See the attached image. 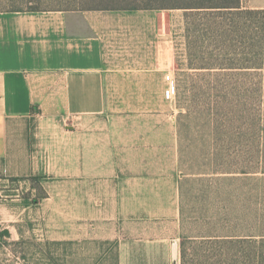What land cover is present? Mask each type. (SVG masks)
Returning <instances> with one entry per match:
<instances>
[{"label": "crops", "instance_id": "crops-1", "mask_svg": "<svg viewBox=\"0 0 264 264\" xmlns=\"http://www.w3.org/2000/svg\"><path fill=\"white\" fill-rule=\"evenodd\" d=\"M156 11H0L1 229L87 264H171L175 240L182 264L175 98L159 95L176 51Z\"/></svg>", "mask_w": 264, "mask_h": 264}, {"label": "rangeland", "instance_id": "rangeland-1", "mask_svg": "<svg viewBox=\"0 0 264 264\" xmlns=\"http://www.w3.org/2000/svg\"><path fill=\"white\" fill-rule=\"evenodd\" d=\"M249 1L242 0V3L248 6ZM144 3L143 0H0V11L140 6ZM156 13L164 23L160 24L161 31L173 29L176 51V62L170 69L176 82L175 94L168 92L163 79L159 95L166 93L175 98L178 170L182 176L179 222L183 237L182 264H252L248 244H243L239 253L228 244L201 243L206 239L188 237L264 231V173H220V170L243 167L257 171L264 168V144H257V137L264 135L263 88L251 83L258 80L256 76H249L237 90H231L232 86H225L223 90L222 81L189 69L184 10L162 9ZM222 93H228V99L238 100L239 97V100L231 104L215 103L213 95ZM239 136L248 139L243 142ZM220 246H225V250ZM78 251L81 254L87 250L72 242L54 244L32 232L15 238L0 228L3 264H87L85 258L72 255ZM107 260L106 264H112L110 257Z\"/></svg>", "mask_w": 264, "mask_h": 264}, {"label": "trees", "instance_id": "trees-1", "mask_svg": "<svg viewBox=\"0 0 264 264\" xmlns=\"http://www.w3.org/2000/svg\"><path fill=\"white\" fill-rule=\"evenodd\" d=\"M143 1L145 3L140 6H102L85 9L127 11L182 9L185 12L188 68L201 72V75L205 77H214L222 81L223 90L225 86H232L231 90H237L242 86L245 77L256 76L258 80L251 83L263 88L262 97L264 96V8L245 6L242 0ZM227 94H214V102L227 101L231 104L239 100V97L238 100L228 99ZM262 103L264 104V100ZM261 113L264 114V110ZM239 138L243 142L248 139L243 136ZM257 139L259 141L257 144H264V135L258 136ZM256 172L264 173V168L259 171L245 167L231 171L220 170V173ZM206 236L207 238H204L206 241L202 240L201 243H217L225 246L228 244L232 250L238 252L241 251L243 244H248L252 264H264V231L255 234L222 232L212 235L208 233ZM225 246L222 248L220 246L222 251L225 250Z\"/></svg>", "mask_w": 264, "mask_h": 264}, {"label": "built area", "instance_id": "built-area-1", "mask_svg": "<svg viewBox=\"0 0 264 264\" xmlns=\"http://www.w3.org/2000/svg\"><path fill=\"white\" fill-rule=\"evenodd\" d=\"M164 80L167 83V90L170 94H175L176 91V82H175V78L174 75L172 73V71H168L165 73L164 75Z\"/></svg>", "mask_w": 264, "mask_h": 264}, {"label": "water", "instance_id": "water-1", "mask_svg": "<svg viewBox=\"0 0 264 264\" xmlns=\"http://www.w3.org/2000/svg\"><path fill=\"white\" fill-rule=\"evenodd\" d=\"M171 261V264H178V246L175 240L171 244Z\"/></svg>", "mask_w": 264, "mask_h": 264}]
</instances>
